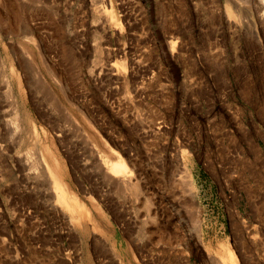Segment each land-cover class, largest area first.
I'll return each instance as SVG.
<instances>
[{"label":"rangeland","instance_id":"1","mask_svg":"<svg viewBox=\"0 0 264 264\" xmlns=\"http://www.w3.org/2000/svg\"><path fill=\"white\" fill-rule=\"evenodd\" d=\"M245 1L0 0V264H264V23Z\"/></svg>","mask_w":264,"mask_h":264},{"label":"bare ground","instance_id":"2","mask_svg":"<svg viewBox=\"0 0 264 264\" xmlns=\"http://www.w3.org/2000/svg\"><path fill=\"white\" fill-rule=\"evenodd\" d=\"M246 1H245V3H246ZM235 2H237V1H235ZM252 3H254L255 4L254 6H256L258 9H260L259 19H261L262 22L264 23V0H252ZM248 4H249V2H248ZM103 10L106 11V13L108 14V18L109 19H113V15L114 14H113L112 10H108V9H103ZM261 28H260V30H261ZM257 29H259V28L257 27ZM34 76H37V74L34 75ZM11 122L14 125L17 124L16 118L11 120ZM36 136H37L35 138L36 152H37L38 157L40 158V160H42V162L44 163L46 171L50 175V181H48V180L46 181L45 177H47V176H45V174L43 176V180H45V183L47 184V188L51 189L48 192L50 194H52V196L55 197V199H56V201L58 203L63 205L66 209H68L71 212V214H72V216L70 217L71 222L73 220L75 222L80 221L82 219V216L85 215V211L87 210V206H86L85 202L82 201V199L72 189L69 188V185H67L65 183L63 178H60L58 173H56V169L54 167L52 168V166H53L52 165L53 164V151H52V148L50 146H48L49 144H47L46 142L44 143V141H42V139L39 137L38 134ZM31 167L32 168H36V162L32 161L30 163V168ZM123 167H124V163L122 162V160L119 159V160H117V162L114 163L113 170L114 171H119V170H122ZM47 172H46V174H47ZM127 179L128 178L126 177V180ZM119 183L121 184V182H119ZM228 253L230 255L229 256L230 260L221 262L220 264H223V263L224 264H227V263L228 264H238L237 260L233 256L232 252L229 250Z\"/></svg>","mask_w":264,"mask_h":264}]
</instances>
